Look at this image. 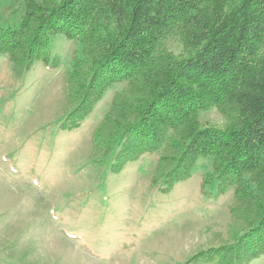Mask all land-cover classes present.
I'll use <instances>...</instances> for the list:
<instances>
[{
    "label": "trees",
    "instance_id": "trees-1",
    "mask_svg": "<svg viewBox=\"0 0 264 264\" xmlns=\"http://www.w3.org/2000/svg\"><path fill=\"white\" fill-rule=\"evenodd\" d=\"M9 8L14 18L0 22V59L15 77L37 63L58 65L49 49L55 34L83 45L65 75L60 133L78 128L124 85L96 131L97 171L120 174L127 162L154 154L152 186L166 193L204 158L212 165L204 194L233 191V242L188 264H252L264 256V0H12ZM172 39L181 54L168 48ZM210 110L225 118L222 130L201 124ZM107 183L96 193L107 195Z\"/></svg>",
    "mask_w": 264,
    "mask_h": 264
},
{
    "label": "rangeland",
    "instance_id": "rangeland-1",
    "mask_svg": "<svg viewBox=\"0 0 264 264\" xmlns=\"http://www.w3.org/2000/svg\"><path fill=\"white\" fill-rule=\"evenodd\" d=\"M10 4L0 0L2 23L14 18ZM167 45L182 53L178 40ZM49 49L58 65L37 63L24 77L0 59V107L8 119L0 125V264H188L200 251L232 243L233 191L203 192L210 160H199L166 193L152 186L154 154L127 162L120 174L95 169L96 131L124 85L107 92L78 128L60 133L65 75L83 45L58 33ZM200 121L221 130L226 124L217 110ZM104 179L107 195L96 193ZM88 201L92 207L81 213ZM252 264H264V256Z\"/></svg>",
    "mask_w": 264,
    "mask_h": 264
}]
</instances>
